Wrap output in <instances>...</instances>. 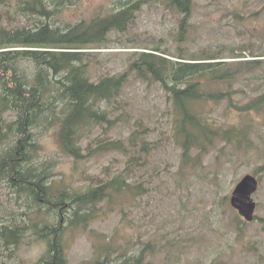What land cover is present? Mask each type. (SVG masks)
Listing matches in <instances>:
<instances>
[{
    "label": "trees",
    "instance_id": "1",
    "mask_svg": "<svg viewBox=\"0 0 264 264\" xmlns=\"http://www.w3.org/2000/svg\"><path fill=\"white\" fill-rule=\"evenodd\" d=\"M67 1L0 0L8 6L0 7V187L8 188L6 202L16 205L14 211L0 200L1 264H68L69 242L84 232L97 240L90 264H151L147 257L156 251L154 239L121 244L91 229L103 216L126 218L135 200L151 190L152 174L145 169L160 145L146 137L150 129L141 119H131L130 104L122 97L127 83L158 84L163 90L166 136L179 155L173 184L187 192L194 178L207 179L202 158L209 153L216 163L227 164L234 151L245 154L252 146L251 115L264 113V73L255 72L261 59H236L244 58L245 45L184 50L193 31L195 0H114L111 8L72 21L60 17ZM148 1L177 18L175 32L169 41L152 44L127 39L131 45L121 47L127 50L123 68L101 75L96 55L109 48L108 35L129 32ZM18 14L31 24H15ZM225 50L236 60H220ZM245 79L259 84L252 98L235 85ZM220 105L223 121L213 117ZM227 111L236 120L229 121ZM46 132L56 153L72 160L68 174L59 173L56 160L45 153L40 136ZM97 156L108 157L110 164L95 176L83 168L78 173L84 182L73 185L78 163ZM179 200L184 206L183 197ZM225 200L220 198L219 206ZM233 211L239 238L246 222ZM255 221L264 231V216ZM35 244L39 256L24 261L22 250ZM167 244L181 249L178 240ZM260 260L264 264V256Z\"/></svg>",
    "mask_w": 264,
    "mask_h": 264
},
{
    "label": "rangeland",
    "instance_id": "2",
    "mask_svg": "<svg viewBox=\"0 0 264 264\" xmlns=\"http://www.w3.org/2000/svg\"><path fill=\"white\" fill-rule=\"evenodd\" d=\"M114 0H68L61 10L63 20H78L93 16L99 11L111 8ZM196 6L192 18L193 31L191 39L183 46L184 50L200 52L201 49L216 51L223 46H242L244 58L261 59L257 75L264 73V0H195ZM0 7L7 8L6 5ZM134 26L129 32L121 34L112 31L108 35V49H103L96 55L97 71L111 74L123 68L126 58V49L123 45H131L127 39L135 44H152L153 41L164 39L169 41L170 33L175 32L177 18L170 11L156 1L143 3L137 13ZM15 24L26 25L22 15H16ZM6 24V22H5ZM34 25H28L33 27ZM171 47V46H170ZM171 51L174 47L170 48ZM133 50V49H129ZM254 54V55H252ZM220 60H236L229 58V51H223ZM259 55V56H258ZM254 74V73H253ZM242 80V79H241ZM235 83L237 88L244 89L247 98L256 95L260 89L257 80L251 79ZM260 78L258 82L260 83ZM123 99L130 106L131 119H141L143 125L149 127L147 138L157 140L159 149L152 156V163L145 169L151 175L150 192L138 197L134 206L127 209L126 218L111 214L98 218L91 223L94 235L103 234L113 238L117 243L125 244L154 239L155 249L148 253L151 264H212L217 260L222 264H263L260 255L264 256V231L257 222H249L243 226L240 237L233 224L235 212L229 203V197L237 181L245 174L260 177L258 188L251 195L256 202L255 215L264 216V113L252 114V130L250 137L252 146L247 153L234 151L232 163H216L214 153L202 158L203 171L207 179L194 178L189 191L175 187L172 173L179 164L178 150L168 142L167 138V100L163 90L158 84L151 87L139 81H129L123 92ZM229 114L226 117L234 121L237 115ZM213 117L220 121L225 120L224 106L215 108ZM133 121V120H132ZM51 133L46 132L40 136L45 145V153L56 160V170L69 173L72 160L56 153ZM232 151V150H231ZM89 162L78 163V169L73 175L72 184H81L85 178L78 173L83 168L88 169L87 176H95L100 169L109 165L108 157L97 156ZM259 169V171H258ZM256 170V174L253 171ZM258 171V172H257ZM88 178V177H87ZM88 182V180H87ZM8 188L0 187V195ZM183 197L184 206L180 205L179 197ZM226 197L225 204L219 206V199ZM6 193L0 200L16 210L14 203L6 202ZM193 235L192 240H187ZM93 236V235H92ZM100 239H103L101 236ZM178 240L179 248L165 245L166 241ZM97 240L84 232L69 242L68 264H90L93 256V242ZM163 245H165L163 247ZM163 247V248H162ZM40 245H31L23 251V259L27 262L37 259L40 254ZM180 252L178 253V251ZM0 260V264H1ZM16 260H8L4 264H18Z\"/></svg>",
    "mask_w": 264,
    "mask_h": 264
},
{
    "label": "water",
    "instance_id": "3",
    "mask_svg": "<svg viewBox=\"0 0 264 264\" xmlns=\"http://www.w3.org/2000/svg\"><path fill=\"white\" fill-rule=\"evenodd\" d=\"M258 181L255 176L245 174L232 190L230 196V206H232L246 221H252L255 211V201L251 195L257 190Z\"/></svg>",
    "mask_w": 264,
    "mask_h": 264
}]
</instances>
